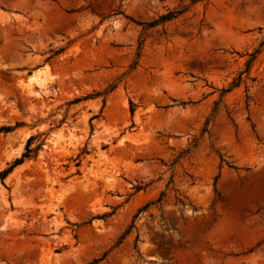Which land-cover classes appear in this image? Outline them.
<instances>
[{"label": "rangeland", "instance_id": "374dc122", "mask_svg": "<svg viewBox=\"0 0 264 264\" xmlns=\"http://www.w3.org/2000/svg\"><path fill=\"white\" fill-rule=\"evenodd\" d=\"M0 264H264V0H0Z\"/></svg>", "mask_w": 264, "mask_h": 264}, {"label": "trees", "instance_id": "16d2710c", "mask_svg": "<svg viewBox=\"0 0 264 264\" xmlns=\"http://www.w3.org/2000/svg\"><path fill=\"white\" fill-rule=\"evenodd\" d=\"M34 139V136H31L28 140V144L26 146V151L23 152L22 156L18 157L17 159H15V161L9 165L8 168L3 169L0 172L1 176H6L17 164L22 163L25 158H29L32 155L33 149L31 147V142Z\"/></svg>", "mask_w": 264, "mask_h": 264}]
</instances>
